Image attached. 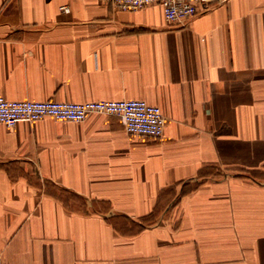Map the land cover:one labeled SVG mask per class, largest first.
<instances>
[{
  "label": "crops",
  "instance_id": "0c3cea01",
  "mask_svg": "<svg viewBox=\"0 0 264 264\" xmlns=\"http://www.w3.org/2000/svg\"><path fill=\"white\" fill-rule=\"evenodd\" d=\"M0 95L144 100L120 118L0 124V264H264V0L183 23L153 5L0 0Z\"/></svg>",
  "mask_w": 264,
  "mask_h": 264
},
{
  "label": "built area",
  "instance_id": "2783aa9c",
  "mask_svg": "<svg viewBox=\"0 0 264 264\" xmlns=\"http://www.w3.org/2000/svg\"><path fill=\"white\" fill-rule=\"evenodd\" d=\"M124 11H138L153 5L163 8L169 23H183L211 11L226 0H98ZM91 115L116 116L132 136L161 140L167 120L159 106L144 100H110L74 103L57 100H8L0 95V124L14 128L19 123L52 119L61 123H83Z\"/></svg>",
  "mask_w": 264,
  "mask_h": 264
}]
</instances>
